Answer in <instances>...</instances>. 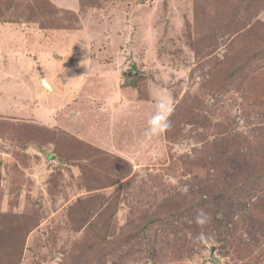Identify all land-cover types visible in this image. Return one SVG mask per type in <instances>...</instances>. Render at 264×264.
<instances>
[{"label":"rangeland","instance_id":"rangeland-1","mask_svg":"<svg viewBox=\"0 0 264 264\" xmlns=\"http://www.w3.org/2000/svg\"><path fill=\"white\" fill-rule=\"evenodd\" d=\"M5 24L0 264H264V0H0Z\"/></svg>","mask_w":264,"mask_h":264},{"label":"clouds","instance_id":"clouds-1","mask_svg":"<svg viewBox=\"0 0 264 264\" xmlns=\"http://www.w3.org/2000/svg\"><path fill=\"white\" fill-rule=\"evenodd\" d=\"M154 103L155 110L147 120V127L144 131V136L147 139H152L166 133L172 126L170 116L174 111V106L171 98L166 94H159L156 96ZM182 191L186 193L188 191L187 187L185 186ZM194 222L203 228L210 222L209 215L203 210H200L194 217ZM194 239L201 245H206L211 241V237L203 231L197 234Z\"/></svg>","mask_w":264,"mask_h":264},{"label":"crops","instance_id":"crops-1","mask_svg":"<svg viewBox=\"0 0 264 264\" xmlns=\"http://www.w3.org/2000/svg\"><path fill=\"white\" fill-rule=\"evenodd\" d=\"M14 25H9V24H5V25H0V45L2 44L3 42V46H8L10 48H13V47H16L17 50L19 51L21 48H23V45L24 43V33L23 32H19L15 27H12ZM14 30L13 33H11L10 31ZM10 32L11 33V37H12V41L9 43L8 42V39H6V41L8 42L6 44V42L4 41L5 39V35L6 33ZM9 38V36H7ZM10 39V38H9ZM15 65L17 66H20L21 65V61H20V58H17L16 59V62H15ZM3 70V68H2ZM5 70V69H4ZM8 86L6 85H0V100H6L7 98L4 96V92H3V88H6ZM23 90V88H21ZM20 87L18 88V91L20 90ZM7 101V100H6Z\"/></svg>","mask_w":264,"mask_h":264}]
</instances>
